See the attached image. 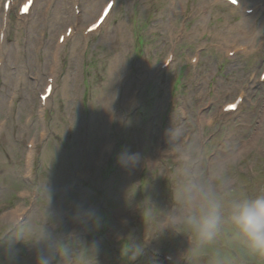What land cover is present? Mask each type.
<instances>
[{
	"label": "rangeland",
	"instance_id": "374dc122",
	"mask_svg": "<svg viewBox=\"0 0 264 264\" xmlns=\"http://www.w3.org/2000/svg\"><path fill=\"white\" fill-rule=\"evenodd\" d=\"M90 1L92 21L106 0ZM56 2L69 17L70 0ZM56 2L37 10L36 27L11 19L14 58L0 77V264H167V255L188 264L190 234L161 223L192 184L210 186L222 214L197 264L213 254L257 264L228 215L233 201L264 191V14L245 20L215 0H118L101 32L79 33L56 59L67 25L52 26ZM253 21L256 40H236L232 27L243 37ZM235 41L249 51L227 58ZM172 49L174 64L157 73ZM52 72L54 99L42 106ZM241 90V110L223 114ZM125 151L137 161L121 166ZM123 249L140 255L130 261Z\"/></svg>",
	"mask_w": 264,
	"mask_h": 264
},
{
	"label": "clouds",
	"instance_id": "9594fccd",
	"mask_svg": "<svg viewBox=\"0 0 264 264\" xmlns=\"http://www.w3.org/2000/svg\"><path fill=\"white\" fill-rule=\"evenodd\" d=\"M137 157L138 154L125 151L117 159L121 166H127L136 162ZM233 158L226 157L221 164L229 163ZM84 215L91 217L93 213L87 211ZM228 220L245 243L249 255L257 264H264V191L233 201ZM221 225V203L212 188L205 184H192L177 199V207L166 215L161 228L174 233H189L190 246L184 253V259L188 264H197L206 246L216 239ZM122 255L132 261L140 255V250L123 249ZM210 264L229 262L219 254H213Z\"/></svg>",
	"mask_w": 264,
	"mask_h": 264
},
{
	"label": "bare ground",
	"instance_id": "6f19581e",
	"mask_svg": "<svg viewBox=\"0 0 264 264\" xmlns=\"http://www.w3.org/2000/svg\"><path fill=\"white\" fill-rule=\"evenodd\" d=\"M53 1L54 0H45V2L42 4V8H47V9H49V7H50V9H51V6H52V4H55V3H53ZM62 2H64V3H67L69 0H61ZM74 3H76V2H79L78 0H72ZM84 1V3H82L83 4V6H82V8H81V12H80V15H79V17H77V16H75V11L74 12H72L71 13V15H69V17H66V16H64V15H61L63 12H62V6L61 5H59V3H56V7H55V9L54 10H56V13H55V20H54V22L52 23V26H54V27H57V26H60L61 24H68L69 26H73L74 27V31L72 32V35L75 33V31H76V26H77V23H78V18H79V21H81L82 23H84V22H86V21H89L93 16H94V14L96 13V10H97V7H96V5L95 4H93L90 0H83ZM242 1H247V0H242ZM251 3H252V5L253 6H251V7H253V9H254V12H256V14L258 13V14H260V13H263L264 12V7H262V6H260V3H262L260 0H249ZM0 2H1V0H0ZM40 3V0H36L35 1V4H34V7H33V10H34V12H33V16L32 17H27V16H20L19 18H20V21L25 25V26H31V28H33L34 27V24H35V20H34V13H35V10H36V7L38 6V4ZM263 4V3H262ZM264 5V4H263ZM53 8V7H52ZM115 8H113V10H114ZM113 10L111 11V12H113ZM49 12V11H48ZM111 14V13H110ZM32 15V14H31ZM30 15V16H31ZM2 16H3V14H2ZM109 17H110V15H109ZM109 17L107 18V20L109 19ZM245 17H247V18H254V17H256V15H254L253 17L252 16H250V17H248V16H245ZM0 19H1V17H0ZM62 19L65 21V22H62ZM84 20V21H83ZM94 23V22H93ZM105 23H107V21L105 22ZM253 23V25H249V27H247V28H243V29H246V30H248L249 31V35L247 36V37H245L244 35H243V37H241V36H239L238 35V33H237V31H236V28L235 27H232V31L238 36L237 37V39L236 40H248V41H250V42H253L254 40H256V38H257V35H258V32H259V30H256V26H255V21H253L252 22ZM79 24H80V22H79ZM36 25L37 24H35V27H36ZM239 26V25H238ZM262 27H264V21H263V23H262V25H261ZM240 27V26H239ZM8 30H9V24H8V22L7 21H4L3 22V20L1 19L0 20V43L1 44H4V41H2V39H1V34L2 33H5V34H7V32H8ZM116 32V31H115ZM98 33V32H97ZM71 36V35H70ZM70 36H67L66 35V38H68L67 39V42L63 45V47L65 48V46L69 43V41L68 40H70L71 38H69ZM74 39H76V38H74ZM72 40V42L75 44L76 43V41L77 40ZM6 46V45H5ZM237 47V46H236ZM235 48V47H234ZM234 48H231V50H233ZM75 50V49H74ZM75 52H73V54H74ZM5 58H8V60H10L11 61V58L9 57V55H8V52L6 51V47H4V49L1 51L0 50V64H1V67H2V65H3V63H5V62H7L8 60H6ZM174 64V63H173ZM172 64V65H173ZM172 65L170 66V67H172ZM4 66V65H3ZM169 67V68H170ZM168 68V69H169ZM3 72V71H2ZM2 72L0 71V75H2ZM7 76H8V72H7ZM130 81V80H129ZM129 81L126 83V85L129 83ZM66 86V85H65ZM67 89V88H66ZM54 94V93H53ZM54 99V96L52 95V97H51V99H50V101H48L49 103H51L52 102V100ZM48 103V104H49ZM0 105H2V98H1V96H0Z\"/></svg>",
	"mask_w": 264,
	"mask_h": 264
},
{
	"label": "snow or ice",
	"instance_id": "6c2138e0",
	"mask_svg": "<svg viewBox=\"0 0 264 264\" xmlns=\"http://www.w3.org/2000/svg\"><path fill=\"white\" fill-rule=\"evenodd\" d=\"M235 2H236V0H233V3H235ZM111 8H112V4L109 3V4L107 5L106 9H105L104 16L107 15V13L111 10ZM100 22H101V23L103 22V16H102ZM98 26H99L98 24H94V25H92V27L90 28V31L95 30V28L98 27Z\"/></svg>",
	"mask_w": 264,
	"mask_h": 264
}]
</instances>
